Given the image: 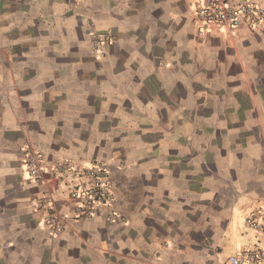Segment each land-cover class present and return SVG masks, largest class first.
<instances>
[{
    "label": "crops",
    "instance_id": "1",
    "mask_svg": "<svg viewBox=\"0 0 264 264\" xmlns=\"http://www.w3.org/2000/svg\"><path fill=\"white\" fill-rule=\"evenodd\" d=\"M92 32L112 37L100 57ZM26 142L106 162L124 219H74L63 186L26 183ZM259 211L264 24L199 32L191 0H0V264H228L264 250Z\"/></svg>",
    "mask_w": 264,
    "mask_h": 264
},
{
    "label": "built area",
    "instance_id": "2",
    "mask_svg": "<svg viewBox=\"0 0 264 264\" xmlns=\"http://www.w3.org/2000/svg\"><path fill=\"white\" fill-rule=\"evenodd\" d=\"M191 10L199 32L219 30L236 33L243 25L255 29L264 24V4L254 0H191ZM111 42L109 34L92 32L90 37L91 47L98 57L104 55V48ZM21 150L25 182H53L56 191L63 186L73 202L72 218H91L101 208H107L110 221L124 219L115 209L116 199L106 162L80 164L72 158H64L48 163L45 154L30 142H26ZM36 209L41 213L42 226L48 228L52 235L65 230L69 216L59 210L53 190L44 194ZM245 222L256 230H264L262 211L250 213ZM228 264H264V250L248 248L237 251L228 257Z\"/></svg>",
    "mask_w": 264,
    "mask_h": 264
}]
</instances>
